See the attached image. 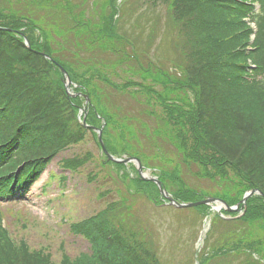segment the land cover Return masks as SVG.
Here are the masks:
<instances>
[{
	"label": "trees",
	"instance_id": "trees-1",
	"mask_svg": "<svg viewBox=\"0 0 264 264\" xmlns=\"http://www.w3.org/2000/svg\"><path fill=\"white\" fill-rule=\"evenodd\" d=\"M82 1L0 0V19H6L0 26L22 30L32 46L28 49L15 31L0 30V174L19 166L24 174H38L52 155L77 143L88 132L77 120L83 99L67 97L60 71L40 54L44 50L68 70L80 85L78 90L87 89L75 76L88 74L99 79V88L90 87L87 92L92 98L103 97L105 103L95 108L90 104L89 108L96 119H105L106 127L110 126V115L102 110L110 105L113 119L128 120V136L135 128L138 137L146 134L153 149L165 145L167 158L163 156L160 164L151 166L161 170L163 185L175 197L195 200L213 195L233 204L248 189L259 188L264 193V13H250L251 8L239 0H137L131 7L125 0H102L89 20L90 13L84 16ZM140 5L151 10L145 12L141 22L139 18L131 22ZM43 11L49 15L48 25L61 33L60 48L54 49L46 41L47 33L40 24L43 14L39 12ZM248 14L258 29L251 44L253 50L248 49L252 29L244 21ZM126 25L132 30L130 34ZM175 33L180 35L177 40ZM157 34H164L154 45L157 52L167 47L168 69L158 63L159 57L154 63L146 56ZM105 53L110 57L105 58ZM98 54L101 56L96 57ZM112 60L115 65L128 63L131 77L138 75L145 84L132 78L121 85L108 80L99 70L113 71ZM249 61L254 69L249 68ZM250 74L257 79H249ZM132 86L137 89L128 90ZM154 86L162 90L158 92ZM186 91L193 94L196 105L194 113H185L190 121L189 148L184 134L172 123L181 118L178 108L168 107L169 100L182 99L176 92ZM154 96L163 108L161 113L154 107ZM141 114L143 119L145 114L151 117L153 125L142 122L138 117ZM111 140L116 141L103 129V141L110 152ZM126 147L121 145L119 151ZM134 155L147 164L149 157L145 154ZM86 160L75 156L64 160V167L72 170ZM111 164L117 173L124 168ZM190 177L208 180L210 188L195 190L187 182ZM134 178L147 199L152 196L144 191L146 184L157 193L151 182ZM247 203L240 218L227 221L217 215L213 220L222 228L214 242L205 246L204 252L215 253L208 264H233L230 257H237L236 264L263 262L264 198L254 196ZM126 204H108L73 224L71 232L90 243L89 253L74 258L63 255L58 264H165L159 251L161 235L150 236L137 219L136 210ZM197 209L193 216L202 217L207 207ZM51 260L43 250L8 240L0 229V264H53Z\"/></svg>",
	"mask_w": 264,
	"mask_h": 264
},
{
	"label": "rangeland",
	"instance_id": "rangeland-1",
	"mask_svg": "<svg viewBox=\"0 0 264 264\" xmlns=\"http://www.w3.org/2000/svg\"><path fill=\"white\" fill-rule=\"evenodd\" d=\"M77 1V0H74ZM137 0H130L127 2V6H134ZM102 0H84L82 1L81 7L84 11V16L86 17L87 13H90L88 16L93 17L91 11L98 8ZM146 9L143 5H140V10L138 9V14L133 15L131 22H135L136 18H139V22L142 21V16H145V12H148L149 8ZM42 15V20L40 22L41 26L45 28V32L47 33L46 41L53 46V48H60L61 42L60 40L61 33L53 31L52 27L48 25L49 15L43 12H39ZM152 13L149 12L148 15ZM1 22L5 23L6 19H0ZM24 23V21H22ZM127 34L132 32L129 25H126ZM143 29V28H142ZM50 31L53 35H51ZM55 32V33H54ZM35 33V34H34ZM35 36L38 35V32L35 31ZM142 33V32H140ZM148 34L147 32L145 35ZM144 35V36H145ZM164 34H157L156 39L153 41L152 47L149 49V53H147L148 58L154 63H157V57H159L158 63L168 69L169 66L165 61L166 53L157 52V47L154 45L155 40L159 39ZM37 37V36H36ZM173 36H170V40L172 41ZM180 38V35L175 33L174 40ZM129 50L130 48L127 47ZM162 51L166 50V47L163 46ZM131 51V49H130ZM105 58H109V54H104ZM157 55V56H156ZM168 55V54H167ZM101 55H97L99 57ZM80 58H84L81 54ZM113 57L111 56V59ZM99 59V58H97ZM163 62V63H162ZM107 64V63H105ZM126 64L115 65L113 60L110 64V69L113 71L109 72L108 70H99L104 73V76L117 84H124L123 81L127 79H134L136 82L145 84L138 75H134L131 77L130 68ZM171 62H169V65ZM97 69V68H96ZM96 69H93L94 72ZM76 80H81L82 86H84L87 90L90 87L99 88L100 81L94 75V78H90L88 74L86 75H77L75 76ZM161 87V86H160ZM158 86H154L155 90L158 92L162 90ZM136 87H128V90L134 91ZM100 91V90H98ZM179 92V91H178ZM178 97H182L181 100L168 101V107L178 108L179 115L181 118H176L172 120L174 123L175 130L179 131V133L184 134V138H186V145L189 148L192 144V139L189 137V124L190 121L187 119L185 113L195 111V103L193 99V94L189 91L185 93H178ZM89 95V92H87ZM144 100V96L140 95ZM81 98V97H77ZM90 102L92 106H95L100 103H105L103 97L96 98L95 96L92 98L89 95ZM154 107L156 111L160 113L163 112V108L160 104V101L157 100L156 96H154ZM142 105H146V102ZM144 109H147L145 106ZM102 112L110 115V126L106 127V121L104 119L105 125L103 129L107 131L116 141H112L110 145L113 148L114 155L119 156V153L134 155L136 154H145L147 158V164L145 165H153L160 164L159 159H161L164 155L163 148L165 145H162L161 149H153L148 143V139L146 138V134L141 133L138 137V133L135 128L130 129L131 134L127 135L129 132L128 128V120L123 119H113V109L110 105L105 106ZM131 115H134L131 113ZM101 116V114H100ZM173 116H175L173 114ZM139 119H143V114L138 116ZM103 120L96 119L94 113L91 108L87 113V122H93L96 126L101 124ZM133 122H137L134 120ZM142 122L153 125L154 120L151 117H148L145 114ZM180 122L184 123V127L180 124ZM125 144L127 147L123 151L120 150V146ZM165 149V148H164ZM85 157L87 158L86 162L82 165H79L72 170L66 169L64 167V162L67 160H71L73 157ZM128 157L123 155L121 158ZM138 157V156H137ZM167 158V157H166ZM65 160V161H64ZM165 166L169 167L170 164L168 161L165 162ZM124 168L120 169V172L117 173L115 168L111 163H105L104 156L102 155L100 148L98 146L97 140L95 139V135L93 132L88 131L85 133L83 138L75 144H70L58 151L54 155L51 156V160L47 165V169L43 172V175L39 181H37L31 189L24 195L25 198L21 199L17 202H13L10 200L1 202V206L3 208L6 207H14L15 209H19L18 213L23 215V221H25L26 227L21 228V222H16L10 216L9 213H6V222H8L10 228L13 231L18 230L20 234H22L26 239H28L29 245L33 248L43 247L46 251H50L52 254V262L58 264L61 260L62 254H67L71 258L78 256L79 254L89 253L90 244L88 240L82 235H77L71 232L70 225L83 220L86 217L92 216L99 211L105 209L108 204H114L116 202H121L124 204V201H127L126 206L136 210L137 219H141V225L147 230L150 236L154 234L161 235L160 241L162 243L161 247H159L160 254L165 264H188L185 259H189V264H197V259H202L200 264H208V261L211 257H214L215 253H211L210 251H205V246L207 243L213 241V236H215L220 229L217 227H213L209 237L208 242L203 245V239L199 243V238L203 230L204 218H197L193 220L191 214L194 210L198 211L196 208H187L183 210L168 208L166 210H162L156 207H153L151 202L143 196L140 191L137 189L139 184L135 181V171L132 166L127 165L123 166ZM128 167V168H127ZM224 168H228L227 166H223ZM209 169H215V166H208ZM146 174H152V170H145ZM187 182L195 189V190H204V188H210V182L208 180H195L190 177L187 179ZM144 191L150 195L154 196L155 190L152 185L146 184L144 186ZM135 191H137L135 193ZM230 193V191H227ZM187 197L190 194H185ZM180 198H185L184 196ZM3 210V209H1ZM186 210V211H185ZM208 217L211 220L215 216V212H209L208 209H205ZM139 219V221H140ZM135 223L138 221L133 220ZM16 223V224H15ZM136 229V228H134ZM222 236H220L221 238ZM145 237V239H147ZM229 245H233L229 243ZM264 249V247H263ZM256 258H261L258 254H255ZM233 259V264L238 262L237 257H230ZM53 263V264H54ZM264 264V260L262 263Z\"/></svg>",
	"mask_w": 264,
	"mask_h": 264
},
{
	"label": "water",
	"instance_id": "water-1",
	"mask_svg": "<svg viewBox=\"0 0 264 264\" xmlns=\"http://www.w3.org/2000/svg\"><path fill=\"white\" fill-rule=\"evenodd\" d=\"M0 29H7L9 30L8 28H3V27H0ZM24 41H25V44L28 48H30V44H29V41L26 37H24ZM43 55H45L47 58L51 59L47 54L43 53ZM61 72L63 73L64 75V80H63V83L65 85V89L66 91L68 92V89L70 87V84H71V81H70V78H69V75L68 73L65 71V69L61 66H59ZM88 97L86 96V99ZM82 113V110L79 111V114L81 115ZM85 116L86 114L84 113L83 114V118H82V124L83 126L87 127V124L85 123ZM92 130H95L96 131V134H97V138H98V141L100 143V147H101V151L103 154H105L107 156V159L108 160H111L113 162H118V163H128V162H134L136 167H137V170H138V174L140 176V178L142 179H149V180H152L153 182H155L161 192V194L164 196V198L167 200L166 204H171L173 205L174 207H178V208H183V207H193V206H197V205H200V204H212V207L214 209H217L218 212H220V209L223 207L225 208L227 211H236L239 209V205L241 204L242 205V208L243 209H246V200L248 199V197H250L251 195L253 194H259L261 196H264V194L262 193V191H260L259 189H251V190H248L247 192L244 193L242 199L240 200V202H237L235 205L233 206H228L223 200L219 199V198H215V197H209V198H205L203 200H200V201H195V202H178L176 200H174L171 196L168 195V193H166L164 191V189L161 187V183L154 177H150V176H147L145 175L143 172V168L141 166V163L139 161L138 158H134V157H127V158H116L114 156H112L106 149L104 143H103V140L101 138V135H102V128H103V125L99 128L95 127V126H91L90 127Z\"/></svg>",
	"mask_w": 264,
	"mask_h": 264
}]
</instances>
